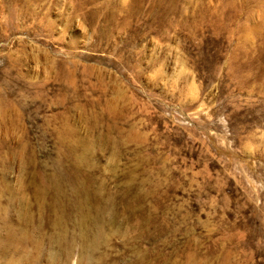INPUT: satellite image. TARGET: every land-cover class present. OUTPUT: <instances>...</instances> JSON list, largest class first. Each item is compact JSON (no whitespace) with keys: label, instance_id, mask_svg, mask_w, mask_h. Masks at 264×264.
Wrapping results in <instances>:
<instances>
[{"label":"rangeland","instance_id":"374dc122","mask_svg":"<svg viewBox=\"0 0 264 264\" xmlns=\"http://www.w3.org/2000/svg\"><path fill=\"white\" fill-rule=\"evenodd\" d=\"M0 264H264V0H0Z\"/></svg>","mask_w":264,"mask_h":264}]
</instances>
